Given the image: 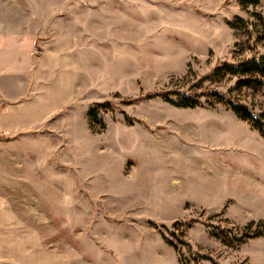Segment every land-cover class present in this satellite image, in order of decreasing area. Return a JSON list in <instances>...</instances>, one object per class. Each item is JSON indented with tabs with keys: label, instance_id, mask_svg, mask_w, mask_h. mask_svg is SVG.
I'll return each instance as SVG.
<instances>
[{
	"label": "rangeland",
	"instance_id": "1",
	"mask_svg": "<svg viewBox=\"0 0 264 264\" xmlns=\"http://www.w3.org/2000/svg\"><path fill=\"white\" fill-rule=\"evenodd\" d=\"M258 14L264 0H0L1 113L32 100L42 39L80 53L71 100L28 128L27 105L0 116V247L29 242L32 264H264V235L243 236L264 222V139L225 103L264 112V77L237 89L225 71L264 55ZM167 89L205 95L143 98Z\"/></svg>",
	"mask_w": 264,
	"mask_h": 264
},
{
	"label": "crops",
	"instance_id": "2",
	"mask_svg": "<svg viewBox=\"0 0 264 264\" xmlns=\"http://www.w3.org/2000/svg\"><path fill=\"white\" fill-rule=\"evenodd\" d=\"M31 35L29 34L28 39ZM13 36L14 38L9 39L11 41L13 40L15 45L11 42L12 44L7 55H9L10 63L14 64V67H11V70L14 72L11 74H17L20 69L15 64V60L18 61L19 59V34L11 35V37ZM32 38H35V36ZM32 43L33 39L31 45ZM30 47L29 50L23 51V60L24 63H27L28 68L30 63ZM40 47L41 53L35 58V64L32 67V100L29 101L27 99L11 107L10 112L14 111L11 114H3L0 112V116L5 115V117H9V115L16 114L17 107L18 109L25 110V105H27V108L32 110V114L24 121L27 122V125L24 126L26 128L38 124L53 108L59 106L62 102L71 100L76 93L77 67L79 68L77 63L79 62L78 58L80 53L78 52V46H74L73 39L65 34L51 36L42 39ZM0 57L2 58L1 55ZM23 68L25 69L24 65ZM1 81H4V79H1ZM0 86L3 87L2 84ZM36 107L40 109V116L35 113L37 110ZM18 116L21 117L22 115ZM0 120L2 121L1 117ZM6 124L7 126H12L11 130L23 128V125H20L16 120H14V123L11 120ZM0 264H32V247L30 243L27 242L22 248L17 244L11 248L6 247L5 250L0 247Z\"/></svg>",
	"mask_w": 264,
	"mask_h": 264
},
{
	"label": "trees",
	"instance_id": "3",
	"mask_svg": "<svg viewBox=\"0 0 264 264\" xmlns=\"http://www.w3.org/2000/svg\"><path fill=\"white\" fill-rule=\"evenodd\" d=\"M260 0H239V3L242 8H245L249 5H256ZM257 15V14H256ZM258 17L261 21V31L264 33V17ZM247 22L240 17H236L233 22H230V26L233 29L243 28ZM264 37V36H263ZM226 72L237 77L235 81V87L237 89L241 88H258L262 84V78L264 77V55L258 57L253 54L251 57L243 59L236 63L226 64ZM224 71V67H215L212 72L206 74V78H214L218 73ZM205 95V92H193L190 90L177 91L173 89L160 90L153 93H148L143 98H151L154 96L161 97L164 101L177 106V107H194L198 103V96ZM218 96L222 99L221 94H216L213 92L211 96ZM174 96V97H173ZM136 99V98H134ZM134 99L127 100V103H132ZM226 105L242 120L247 121L250 126L256 129L259 134L264 139V112L255 111L253 108L248 105L230 98H225ZM97 106H102V104H97ZM96 107L91 108L88 111V116H96ZM264 235V222L260 223L251 233H244V237H258ZM240 240V238H238ZM167 241V240H166ZM167 243L172 246L171 242ZM206 258H210L207 255H204Z\"/></svg>",
	"mask_w": 264,
	"mask_h": 264
}]
</instances>
